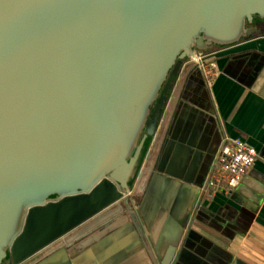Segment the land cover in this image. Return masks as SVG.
<instances>
[{"label": "water", "instance_id": "obj_1", "mask_svg": "<svg viewBox=\"0 0 264 264\" xmlns=\"http://www.w3.org/2000/svg\"><path fill=\"white\" fill-rule=\"evenodd\" d=\"M257 21L264 0H0V264L75 251L111 206L144 240L129 192L180 64Z\"/></svg>", "mask_w": 264, "mask_h": 264}, {"label": "crops", "instance_id": "obj_2", "mask_svg": "<svg viewBox=\"0 0 264 264\" xmlns=\"http://www.w3.org/2000/svg\"><path fill=\"white\" fill-rule=\"evenodd\" d=\"M259 29L236 44L204 51L218 69L210 85L195 59L180 64L130 189L128 206L139 216L144 240L126 220H102L116 211L111 206L63 237L75 251L58 253L63 245H53L57 248L37 254L32 264H175L184 241L189 254L180 264H264V31ZM224 136L241 138L258 156L236 188L211 192L205 188L208 171Z\"/></svg>", "mask_w": 264, "mask_h": 264}, {"label": "built area", "instance_id": "obj_3", "mask_svg": "<svg viewBox=\"0 0 264 264\" xmlns=\"http://www.w3.org/2000/svg\"><path fill=\"white\" fill-rule=\"evenodd\" d=\"M194 59L199 63L205 82L212 84L218 72L214 59H208L206 53H199ZM257 156V150L241 138L224 136L208 171L205 188L211 192L236 188L253 166Z\"/></svg>", "mask_w": 264, "mask_h": 264}, {"label": "rangeland", "instance_id": "obj_4", "mask_svg": "<svg viewBox=\"0 0 264 264\" xmlns=\"http://www.w3.org/2000/svg\"><path fill=\"white\" fill-rule=\"evenodd\" d=\"M254 25L255 26H258V27H260L261 28V31H264V23H260L259 21H257L256 23H254ZM202 53H206V52H202ZM199 54V53H198ZM137 172V171H136ZM135 175H136V173H135ZM111 226V225H110ZM108 227L107 226H105V229H107ZM100 233H101V231H100Z\"/></svg>", "mask_w": 264, "mask_h": 264}, {"label": "trees", "instance_id": "obj_5", "mask_svg": "<svg viewBox=\"0 0 264 264\" xmlns=\"http://www.w3.org/2000/svg\"><path fill=\"white\" fill-rule=\"evenodd\" d=\"M255 23H256V22H255ZM260 23H264V22H260ZM257 27H258V26H257ZM259 33H260V29H259V27H258V31H257L256 33H253V34L247 36L246 38L251 37V36H255V35L259 34Z\"/></svg>", "mask_w": 264, "mask_h": 264}]
</instances>
